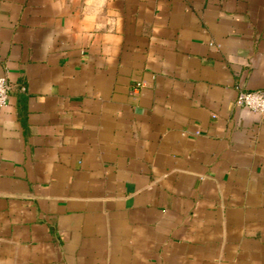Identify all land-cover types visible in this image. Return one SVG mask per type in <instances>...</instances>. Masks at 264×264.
I'll list each match as a JSON object with an SVG mask.
<instances>
[{
    "label": "crops",
    "instance_id": "1",
    "mask_svg": "<svg viewBox=\"0 0 264 264\" xmlns=\"http://www.w3.org/2000/svg\"><path fill=\"white\" fill-rule=\"evenodd\" d=\"M0 75V264H264V0H0Z\"/></svg>",
    "mask_w": 264,
    "mask_h": 264
},
{
    "label": "built area",
    "instance_id": "2",
    "mask_svg": "<svg viewBox=\"0 0 264 264\" xmlns=\"http://www.w3.org/2000/svg\"><path fill=\"white\" fill-rule=\"evenodd\" d=\"M141 81L134 83V88L141 86ZM10 85L4 75H0V108L3 107L8 100ZM235 103L247 110H251L260 115H264V87L254 89H237L234 99Z\"/></svg>",
    "mask_w": 264,
    "mask_h": 264
}]
</instances>
